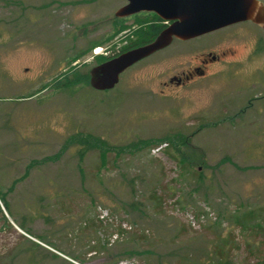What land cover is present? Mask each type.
I'll list each match as a JSON object with an SVG mask.
<instances>
[{
  "label": "rangeland",
  "instance_id": "obj_1",
  "mask_svg": "<svg viewBox=\"0 0 264 264\" xmlns=\"http://www.w3.org/2000/svg\"><path fill=\"white\" fill-rule=\"evenodd\" d=\"M122 3L0 0V264H264V26L174 39L110 89L54 86L160 26Z\"/></svg>",
  "mask_w": 264,
  "mask_h": 264
},
{
  "label": "water",
  "instance_id": "obj_2",
  "mask_svg": "<svg viewBox=\"0 0 264 264\" xmlns=\"http://www.w3.org/2000/svg\"><path fill=\"white\" fill-rule=\"evenodd\" d=\"M141 11L171 21L151 40L126 49L88 69V84L95 90L112 88L126 68L167 46L172 38L187 40L224 26L253 21L264 26V4L258 0H125L114 17Z\"/></svg>",
  "mask_w": 264,
  "mask_h": 264
},
{
  "label": "trees",
  "instance_id": "obj_3",
  "mask_svg": "<svg viewBox=\"0 0 264 264\" xmlns=\"http://www.w3.org/2000/svg\"><path fill=\"white\" fill-rule=\"evenodd\" d=\"M114 18V17H113ZM157 19H159L157 16L155 17ZM160 26H156V27H152L150 30H149V36H148V40L138 44V45H141L149 40L152 39L153 36H155L157 33H158V30L160 29L159 28ZM94 44V43H93ZM138 45H135V46H138ZM91 46V45H90ZM134 47V45H129L127 48H123L121 49V51H118L117 53H115L114 55L126 50V49H129V48H132ZM74 66L69 69V71H64L63 73H59V76L56 77V79L53 81V84L54 86L56 87H59L60 85L61 86H64V85H67V84H76V83H86L88 84V71L86 73H83V74H79V73H74ZM72 76V77H70ZM59 84V86H57ZM89 85V84H88ZM41 90V89H40ZM80 154H81V151H80ZM8 192H11V189L8 190V191H4V192H1L0 191V204L2 206V208L4 209L5 213H7L8 215H10V207H9V203H7L6 201V195L8 194ZM133 203H129L128 206L129 207H133ZM249 216H253L251 214H247V213H243L241 215V220L238 222L243 224V222H249L251 221ZM18 225L22 228V223H18ZM127 232V231H126Z\"/></svg>",
  "mask_w": 264,
  "mask_h": 264
},
{
  "label": "flooded vegetation",
  "instance_id": "obj_4",
  "mask_svg": "<svg viewBox=\"0 0 264 264\" xmlns=\"http://www.w3.org/2000/svg\"><path fill=\"white\" fill-rule=\"evenodd\" d=\"M258 1H260L262 4H264V2L263 1H261V0H258ZM125 3V0H123V3L122 4H124ZM121 4V5H122ZM120 6V5H119ZM118 6V7H119ZM141 12H145V11H141ZM140 13V12H139ZM146 13H151V14H153V15H155L154 13H152V12H146ZM132 15V14H131ZM130 16V15H129ZM156 16V15H155ZM114 17V16H113ZM126 17H128V16H126ZM114 18H125V17H114ZM159 21H160V29L158 30V32L163 28V27H165L166 25H168L171 21H165V20H161V19H159ZM242 22H244V21H242ZM238 23V22H237ZM235 24V23H234ZM230 25H232V24H230ZM228 26V25H227ZM224 27H226V26H224ZM223 28V27H222ZM219 29H221V28H219ZM216 30H218V29H216ZM215 31V30H214ZM212 32V31H211ZM209 33V32H208ZM205 34H207V33H205ZM202 35H204V34H202ZM199 36H201V35H199ZM154 37V36H153ZM152 37V38H153ZM196 37H198V36H196ZM193 38H195V37H193ZM178 40V41H187V40H190V39H192V38H190V39H187V40H180V39H177V38H172V40ZM172 40L170 41V43L172 42ZM169 43V44H170ZM168 44V45H169ZM167 45V46H168ZM167 46H165V47H167ZM165 47H163V48H161V49H164ZM161 49H159V50H161ZM159 50H157V51H159ZM157 51H155V52H157ZM154 52V53H155ZM153 54V53H152ZM151 55V54H150ZM149 55V56H150ZM112 57V56H111ZM111 57H106L104 60H106V59H108V58H111ZM148 57V56H147ZM145 58V57H144ZM144 58H142V59H144ZM142 59H140V60H142ZM104 60H102V61H104ZM139 60V61H140ZM215 60H218V56H216V55H214V54H211V53H207V54H205V56H200V57H197V59H196V62H197V64L196 65H190V64H188L187 65V68L185 69V70H183V71H181V73H180V75L179 76H175V75H172L171 77H169L168 78V83L167 84H172V83H174L175 85H180V84H184L185 82H187L188 80H190V79H192L194 76H202V74H203V72H204V68H205V66L209 63V62H212V61H215ZM101 62V61H100ZM138 62V61H137ZM137 62H135V63H137ZM99 63V62H98ZM134 63V64H135ZM97 64V63H96ZM95 65V64H94ZM133 65V64H132ZM131 65V66H132ZM93 66V65H92ZM130 67V66H129ZM128 67V68H129ZM127 69V68H126ZM125 69V70H126ZM122 73V72H121ZM164 85H166V83H164Z\"/></svg>",
  "mask_w": 264,
  "mask_h": 264
},
{
  "label": "bare ground",
  "instance_id": "obj_5",
  "mask_svg": "<svg viewBox=\"0 0 264 264\" xmlns=\"http://www.w3.org/2000/svg\"><path fill=\"white\" fill-rule=\"evenodd\" d=\"M95 54H97L98 52H99V48L98 47H96L95 49H94V51H93Z\"/></svg>",
  "mask_w": 264,
  "mask_h": 264
}]
</instances>
